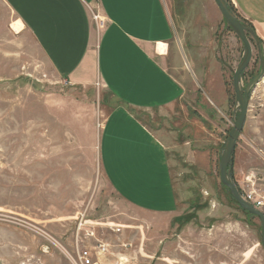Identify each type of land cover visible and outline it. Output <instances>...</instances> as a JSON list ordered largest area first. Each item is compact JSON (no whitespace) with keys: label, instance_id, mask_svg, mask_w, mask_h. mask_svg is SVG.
<instances>
[{"label":"rangeland","instance_id":"1","mask_svg":"<svg viewBox=\"0 0 264 264\" xmlns=\"http://www.w3.org/2000/svg\"><path fill=\"white\" fill-rule=\"evenodd\" d=\"M191 1L182 0L184 16L206 2ZM201 11L184 20L208 27ZM14 18L0 0V264H72L65 250L81 217L99 224L95 234L127 264H264L259 219L240 208L219 178L224 141L239 113L232 76L245 53L223 18L213 33L199 36L198 67L183 69L184 96L162 114L136 111L167 146L178 204L171 213L138 208L112 189L100 133L113 97L97 80L83 88L54 74L32 36L11 29ZM248 38L252 58L242 88L260 70ZM232 155V181L262 201L257 209L264 214V74L249 92Z\"/></svg>","mask_w":264,"mask_h":264},{"label":"crops","instance_id":"2","mask_svg":"<svg viewBox=\"0 0 264 264\" xmlns=\"http://www.w3.org/2000/svg\"><path fill=\"white\" fill-rule=\"evenodd\" d=\"M2 1L22 23L20 32L32 36L54 74L83 88L97 80L113 97L115 105L100 133L102 169L112 189L138 208L176 211L167 146L136 111L162 114L184 96L183 69L195 72L198 67L197 40L213 33L222 18L215 1L204 0L200 6L201 0L190 2L202 9L199 17L208 25L203 29L195 28L193 19L184 20L194 18L197 10L184 16L182 0ZM231 1L264 53V0ZM94 10L103 20L101 27L91 16ZM174 18L182 23L177 25ZM180 74L186 76L184 82Z\"/></svg>","mask_w":264,"mask_h":264},{"label":"water","instance_id":"3","mask_svg":"<svg viewBox=\"0 0 264 264\" xmlns=\"http://www.w3.org/2000/svg\"><path fill=\"white\" fill-rule=\"evenodd\" d=\"M222 18L227 23V25L234 31L237 37L241 40L245 53L241 62L235 67L233 76H232V87L239 107V113L232 121V127L228 132L227 138L224 141L223 150L220 156L219 163V178L223 185H225L231 196L236 200L240 208L253 214L259 219L261 227V244L264 249V214L261 210L255 208L251 203L246 201L242 194L238 191L236 185L231 179V157L235 149L236 141L239 138L241 133L247 108H248V92L249 90L256 85L264 74V61L261 51V42L256 36L255 32L250 26L244 25L229 9V6L226 0H214ZM248 35L255 41L257 54L259 58L260 70L259 73L251 80L249 83L242 88L240 82L241 73L248 67L250 60L252 58V45L248 38Z\"/></svg>","mask_w":264,"mask_h":264},{"label":"built area","instance_id":"4","mask_svg":"<svg viewBox=\"0 0 264 264\" xmlns=\"http://www.w3.org/2000/svg\"><path fill=\"white\" fill-rule=\"evenodd\" d=\"M93 20L98 27L102 26L103 20L98 14L93 15ZM242 196L255 208L263 204L259 198L255 197L253 192H247ZM75 224V237L71 243V248L65 250V254L72 264H127L123 257L111 251L109 243L95 234V227L99 226L97 222L81 217ZM105 227H108L115 234L121 232V227L115 225ZM82 232L84 233L83 239L81 237ZM127 245L122 244V248H127ZM113 257H115L114 260H112Z\"/></svg>","mask_w":264,"mask_h":264},{"label":"bare ground","instance_id":"5","mask_svg":"<svg viewBox=\"0 0 264 264\" xmlns=\"http://www.w3.org/2000/svg\"><path fill=\"white\" fill-rule=\"evenodd\" d=\"M10 27L15 32H20L23 28L22 23L18 19H13V21L10 24ZM164 45L159 44V50H163Z\"/></svg>","mask_w":264,"mask_h":264},{"label":"trees","instance_id":"6","mask_svg":"<svg viewBox=\"0 0 264 264\" xmlns=\"http://www.w3.org/2000/svg\"><path fill=\"white\" fill-rule=\"evenodd\" d=\"M229 6V9L232 11V13L236 16V17H238V15L235 13V11L232 9V7L230 6V5H228ZM241 20V19H240ZM243 22H245V21H243ZM250 27H251V25H250ZM229 28V27H228ZM252 28V27H251ZM230 29V28H229ZM253 29V28H252ZM251 40V39H250ZM243 75V72L241 73V75H240V77ZM251 78H253V76H251ZM250 78V79H251ZM249 79V80H250ZM233 156V155H232ZM231 162H232V157H231ZM239 192L241 193V191L239 190ZM242 194V193H241ZM250 214V213H249Z\"/></svg>","mask_w":264,"mask_h":264},{"label":"flooded vegetation","instance_id":"7","mask_svg":"<svg viewBox=\"0 0 264 264\" xmlns=\"http://www.w3.org/2000/svg\"><path fill=\"white\" fill-rule=\"evenodd\" d=\"M249 81H250V80H249ZM249 81H248V82H249ZM251 89H252V88H251ZM251 89H250V90H251ZM250 90H249V92H250ZM249 92H248V100H249ZM247 112H248V108H247ZM246 117H247V113H246ZM245 120H246V118H245ZM244 123H245V121H244ZM243 126H244V124H243ZM242 129H243V127H242ZM241 131H242V130H241Z\"/></svg>","mask_w":264,"mask_h":264}]
</instances>
